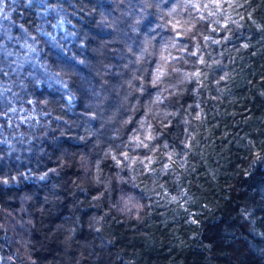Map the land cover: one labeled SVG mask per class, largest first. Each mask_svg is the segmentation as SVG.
<instances>
[{"label":"trees","instance_id":"obj_1","mask_svg":"<svg viewBox=\"0 0 264 264\" xmlns=\"http://www.w3.org/2000/svg\"><path fill=\"white\" fill-rule=\"evenodd\" d=\"M0 264H264V0H0Z\"/></svg>","mask_w":264,"mask_h":264}]
</instances>
